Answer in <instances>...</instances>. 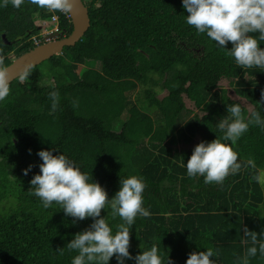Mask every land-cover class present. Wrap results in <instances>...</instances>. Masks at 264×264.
I'll use <instances>...</instances> for the list:
<instances>
[{"label": "trees", "instance_id": "obj_1", "mask_svg": "<svg viewBox=\"0 0 264 264\" xmlns=\"http://www.w3.org/2000/svg\"><path fill=\"white\" fill-rule=\"evenodd\" d=\"M83 2L90 26L81 39L32 67L27 78L10 81L0 100V264H70L77 253L64 246L92 222L73 224L58 205L44 209L29 194L42 163L36 153L49 148L77 162L109 198L120 177H144L143 206L151 214L137 216L130 229L133 256L155 243L165 259L185 264L189 252L211 247L217 264H237L251 246L240 243L244 227L264 239V186L253 179L256 169L242 167L218 185L187 176L182 163L197 143L222 135L217 124L229 116L226 104L264 116V68H243L197 35L185 22L181 0ZM54 15L58 37L70 34L72 21L64 13L31 0L19 8L0 0L3 67L36 46L32 37L52 26ZM53 90L59 93L55 112ZM237 145L238 160L251 157L264 169V130L250 126ZM105 215L110 226L121 223L110 208L101 210ZM109 264H117L115 255ZM249 264H264V257L257 253Z\"/></svg>", "mask_w": 264, "mask_h": 264}, {"label": "clouds", "instance_id": "obj_2", "mask_svg": "<svg viewBox=\"0 0 264 264\" xmlns=\"http://www.w3.org/2000/svg\"><path fill=\"white\" fill-rule=\"evenodd\" d=\"M23 2L11 0V5L19 8ZM3 3L6 5L8 0ZM31 3L49 12L64 14H69L73 7V0H31ZM181 5L188 13L185 15L186 24L193 26L197 35L205 34L217 47L227 50V54L243 68H264V47L259 44L264 41V0H181ZM52 37L59 38L57 33ZM228 43H231L230 48L226 47ZM3 59L0 56V100L9 94ZM30 73L31 68L27 67L20 78L25 79ZM48 95L50 111L55 112L59 93L53 90ZM260 95L259 104L264 108V90ZM75 104L73 101L74 107ZM226 112L229 116L221 118L217 124L222 135H216L211 141H200L192 149L187 162L183 161L187 176H203L206 184L222 185L229 175L238 174L242 167H251L256 169L253 179L264 185V169L257 168L251 157L238 160L237 151V141L250 126L264 130V116L257 110L245 114L239 103L226 104ZM28 151L31 154V149ZM36 155L42 163L38 165L39 172L29 181V194L38 197L44 209L58 205L65 216L73 218V224L86 218L92 220L64 246L77 253L70 264H109L114 255L117 264H126L128 260H134L135 264H173L168 256L165 259L155 243L135 256L129 252L130 229L136 217L151 214L143 206L146 183L142 175L120 177L119 189L109 198L106 189L63 151L41 149ZM32 167L29 164L22 169L23 174L28 175ZM108 208L112 218L118 216L121 220L115 227L110 226L107 215L101 216V210ZM260 235L264 237V231ZM249 242L251 246L245 247L237 264H249L250 258L256 257L257 253L264 257V239L258 241L256 232L244 227L240 243L248 245ZM63 248L58 249L61 254ZM185 264H217V254L211 247L194 250L188 253Z\"/></svg>", "mask_w": 264, "mask_h": 264}, {"label": "water", "instance_id": "obj_3", "mask_svg": "<svg viewBox=\"0 0 264 264\" xmlns=\"http://www.w3.org/2000/svg\"><path fill=\"white\" fill-rule=\"evenodd\" d=\"M69 14L72 21L70 34L40 43L4 66L7 83L20 76L25 68L34 67L54 54L62 52L64 46L74 45L81 39L90 26L88 7L83 0H73V7ZM3 38L7 39L4 33Z\"/></svg>", "mask_w": 264, "mask_h": 264}, {"label": "built area", "instance_id": "obj_4", "mask_svg": "<svg viewBox=\"0 0 264 264\" xmlns=\"http://www.w3.org/2000/svg\"><path fill=\"white\" fill-rule=\"evenodd\" d=\"M67 16H69L70 17V14H66ZM53 17H55V19H53ZM52 17V21H54L55 23H52V26H50V27H48V28H46V29H44L41 33H40V35H34L32 38L34 39V42L36 43V44H38V43H40L43 39H44V37L47 39V40H49L51 37L50 36H47L46 37V35L48 34V33H51V32H58L59 31V20H58V16L57 15H54Z\"/></svg>", "mask_w": 264, "mask_h": 264}, {"label": "flooded vegetation", "instance_id": "obj_5", "mask_svg": "<svg viewBox=\"0 0 264 264\" xmlns=\"http://www.w3.org/2000/svg\"><path fill=\"white\" fill-rule=\"evenodd\" d=\"M47 36H50V37H51L49 40L55 39V37H52V36H54V33H48V34L46 35V37H47ZM49 40H47V39L44 37V39H43L40 43H43V42H45V41H49ZM40 43H38V44H40ZM36 45H37V44H36Z\"/></svg>", "mask_w": 264, "mask_h": 264}, {"label": "rangeland", "instance_id": "obj_6", "mask_svg": "<svg viewBox=\"0 0 264 264\" xmlns=\"http://www.w3.org/2000/svg\"><path fill=\"white\" fill-rule=\"evenodd\" d=\"M37 66H38V67H41V64H40V65H37ZM95 66H96V67H99V63L95 64ZM230 92H231L234 96H236L235 93H233V90H231ZM135 94H136V92H135L134 95H132V96H135ZM191 115H192V113L190 112V113H189V116H191ZM153 116H155V115H153ZM189 116H188V117H189ZM188 117H186V118H188ZM262 186H264V185H262Z\"/></svg>", "mask_w": 264, "mask_h": 264}]
</instances>
